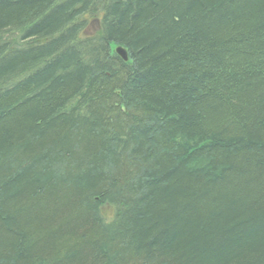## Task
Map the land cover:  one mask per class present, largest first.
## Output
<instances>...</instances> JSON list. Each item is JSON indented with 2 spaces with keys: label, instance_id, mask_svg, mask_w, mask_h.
<instances>
[{
  "label": "trees",
  "instance_id": "16d2710c",
  "mask_svg": "<svg viewBox=\"0 0 264 264\" xmlns=\"http://www.w3.org/2000/svg\"><path fill=\"white\" fill-rule=\"evenodd\" d=\"M0 264H264V0H0Z\"/></svg>",
  "mask_w": 264,
  "mask_h": 264
},
{
  "label": "water",
  "instance_id": "95a60500",
  "mask_svg": "<svg viewBox=\"0 0 264 264\" xmlns=\"http://www.w3.org/2000/svg\"><path fill=\"white\" fill-rule=\"evenodd\" d=\"M115 51L117 52V54H119L124 60H127L128 58V56H127V54H126V50L123 48V47H120V46H118V47H116L115 48Z\"/></svg>",
  "mask_w": 264,
  "mask_h": 264
}]
</instances>
